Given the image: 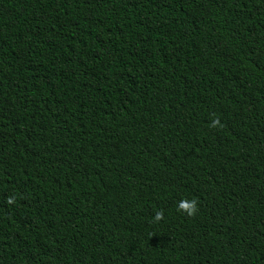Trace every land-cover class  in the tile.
I'll return each mask as SVG.
<instances>
[{"label": "trees", "instance_id": "obj_1", "mask_svg": "<svg viewBox=\"0 0 264 264\" xmlns=\"http://www.w3.org/2000/svg\"><path fill=\"white\" fill-rule=\"evenodd\" d=\"M0 264H264V0H0Z\"/></svg>", "mask_w": 264, "mask_h": 264}, {"label": "clouds", "instance_id": "obj_2", "mask_svg": "<svg viewBox=\"0 0 264 264\" xmlns=\"http://www.w3.org/2000/svg\"><path fill=\"white\" fill-rule=\"evenodd\" d=\"M180 208L188 212V214H192L195 211L194 203H181ZM160 213H156V219H159Z\"/></svg>", "mask_w": 264, "mask_h": 264}]
</instances>
